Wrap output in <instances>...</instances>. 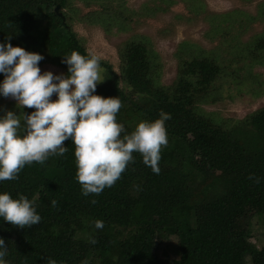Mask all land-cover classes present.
<instances>
[{
	"label": "trees",
	"instance_id": "obj_1",
	"mask_svg": "<svg viewBox=\"0 0 264 264\" xmlns=\"http://www.w3.org/2000/svg\"><path fill=\"white\" fill-rule=\"evenodd\" d=\"M56 5L67 8L68 0H0V43L10 36L12 46L44 56L39 67L66 74L62 57L73 50L88 53L72 28L76 17H59ZM102 10L80 20L106 33L127 29L125 9ZM210 31L221 32L217 26ZM145 42L131 36L118 46V72L99 59L104 75L94 94L119 97L116 120L126 132L158 118L161 110L170 114L159 173L133 153L134 161L111 187L83 196L70 140L63 156L25 165L15 180L0 181V192L33 200L41 221L24 229L0 223L9 264H47L49 258L58 264H264V107L232 124L202 111L197 105L214 103V83L223 75L216 56L182 43L190 59L180 60L173 84L160 85ZM251 45L252 60H264V31ZM97 219L103 228L94 227Z\"/></svg>",
	"mask_w": 264,
	"mask_h": 264
},
{
	"label": "clouds",
	"instance_id": "obj_2",
	"mask_svg": "<svg viewBox=\"0 0 264 264\" xmlns=\"http://www.w3.org/2000/svg\"><path fill=\"white\" fill-rule=\"evenodd\" d=\"M10 38L0 43V97H10L20 110L0 114V181L15 180L25 165H42L50 156H63L68 150L64 142L69 140L75 179L83 196L98 195L111 187L134 161L133 153L153 173H159L161 149L168 143L165 121L170 119L169 113L161 110L158 118L141 120L126 132L116 120L119 97L94 94L97 84L103 82L97 55L73 50L61 60L67 66L66 74L54 75L41 72L38 62L43 55L12 46ZM25 107L33 110L25 113ZM90 202L96 203L95 199ZM50 203L55 206L57 202ZM40 221L33 200L0 192V223L24 229ZM103 226L102 220L94 221L96 229ZM7 254L6 242L0 237V264H9ZM47 264L58 262L49 258Z\"/></svg>",
	"mask_w": 264,
	"mask_h": 264
},
{
	"label": "rangeland",
	"instance_id": "obj_3",
	"mask_svg": "<svg viewBox=\"0 0 264 264\" xmlns=\"http://www.w3.org/2000/svg\"><path fill=\"white\" fill-rule=\"evenodd\" d=\"M171 1L106 0L84 3L68 0V7L59 11L76 17L71 21L72 28L82 40L86 52L110 63L116 72L119 71L118 46L131 36H139L143 42L146 39L145 43L155 57L158 83L171 85L176 79L180 60L190 59L183 52L182 43H190L197 46V50L211 52L224 69L223 75L214 83L217 89L212 93L215 94L214 103H199V109L216 114V118L232 124V121L241 120L263 108L264 60L257 58L253 61V46H249L264 31V0ZM193 6L198 7V12L191 11ZM104 7L112 13L117 12L118 7L122 11L125 9V31L112 27L106 33L100 26H90L80 20L91 11H103ZM220 14L229 16L230 20L222 21L217 18L219 16L213 17ZM250 17H254V20ZM214 26L219 27L221 32L211 34L210 30ZM245 46H248L246 50ZM39 68L41 72L51 71L54 75L63 73L60 68L50 65ZM232 70L235 74H231ZM100 71L103 77L104 71ZM15 103L10 97H2L0 110H14L15 113L20 109Z\"/></svg>",
	"mask_w": 264,
	"mask_h": 264
},
{
	"label": "water",
	"instance_id": "obj_4",
	"mask_svg": "<svg viewBox=\"0 0 264 264\" xmlns=\"http://www.w3.org/2000/svg\"><path fill=\"white\" fill-rule=\"evenodd\" d=\"M60 10V6L59 5H56L55 8H54V12L59 16L61 17V12L59 11Z\"/></svg>",
	"mask_w": 264,
	"mask_h": 264
}]
</instances>
